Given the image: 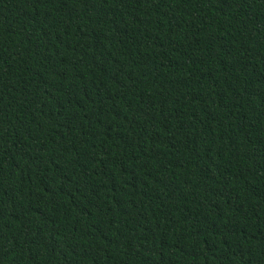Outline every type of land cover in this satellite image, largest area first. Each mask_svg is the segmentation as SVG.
Here are the masks:
<instances>
[{"label":"trees","instance_id":"obj_1","mask_svg":"<svg viewBox=\"0 0 264 264\" xmlns=\"http://www.w3.org/2000/svg\"><path fill=\"white\" fill-rule=\"evenodd\" d=\"M0 264H264V0H0Z\"/></svg>","mask_w":264,"mask_h":264}]
</instances>
